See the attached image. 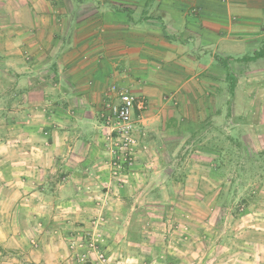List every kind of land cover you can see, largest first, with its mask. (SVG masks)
<instances>
[{
	"label": "crops",
	"instance_id": "obj_1",
	"mask_svg": "<svg viewBox=\"0 0 264 264\" xmlns=\"http://www.w3.org/2000/svg\"><path fill=\"white\" fill-rule=\"evenodd\" d=\"M263 51L264 0H0V77L11 82L15 69L19 92L2 114L20 122L15 144L0 141L2 251H28L37 238L35 263L76 264L73 233L100 211L101 197L121 206L114 214L109 203L104 214L129 215L119 202L127 192L112 194L108 177L102 114L111 87L148 100L136 119L157 148L182 122L214 119L218 100L253 81ZM24 54L34 73L53 76L50 100L28 99L31 68L16 56ZM142 255L130 264H159Z\"/></svg>",
	"mask_w": 264,
	"mask_h": 264
},
{
	"label": "rangeland",
	"instance_id": "obj_2",
	"mask_svg": "<svg viewBox=\"0 0 264 264\" xmlns=\"http://www.w3.org/2000/svg\"><path fill=\"white\" fill-rule=\"evenodd\" d=\"M255 49L251 46L247 54L254 55ZM16 56L31 68L24 75L28 99L50 100L53 76L45 71L34 73L38 66L31 56ZM252 65L253 81L246 87L240 83L235 98L218 100L214 119L182 122L176 136L161 140L157 148L145 144L146 135L136 119L137 112L143 115L148 111V100L134 95L144 100L146 108L135 112L139 147L133 168L125 173L115 174L113 134L102 114L110 188L118 198L119 193L127 192L125 201L119 202L129 215L104 214L109 203L115 204L114 214L121 206L116 207L115 201L107 204L101 197L97 201L100 211L73 233L70 257L74 263L130 264L143 254L142 258L159 264H264V64ZM15 72L11 82L4 73L0 77L1 84L4 79L8 82L6 92L12 89L6 94L3 87L0 92V141L12 144L17 141L14 134L20 122L17 116L2 112L3 106L13 108L7 103H14L19 94L14 86ZM237 73L243 75V71ZM113 87L105 105L114 100ZM221 147L225 155H220ZM107 234L114 236L111 249L104 246L105 240H110ZM31 239L28 251L3 252L0 248V264H32L39 243L37 238ZM149 243L151 246H143Z\"/></svg>",
	"mask_w": 264,
	"mask_h": 264
},
{
	"label": "built area",
	"instance_id": "obj_3",
	"mask_svg": "<svg viewBox=\"0 0 264 264\" xmlns=\"http://www.w3.org/2000/svg\"><path fill=\"white\" fill-rule=\"evenodd\" d=\"M112 91L116 100L105 105L103 119L113 134L111 139L114 144L113 154L117 159L113 168L115 174H119L134 166L139 147L134 116L136 110H144L146 104L143 99H138L126 88L113 87Z\"/></svg>",
	"mask_w": 264,
	"mask_h": 264
},
{
	"label": "trees",
	"instance_id": "obj_4",
	"mask_svg": "<svg viewBox=\"0 0 264 264\" xmlns=\"http://www.w3.org/2000/svg\"><path fill=\"white\" fill-rule=\"evenodd\" d=\"M261 55H264V51L261 53ZM257 58L256 59H258L260 56H256ZM228 77L231 79V74H228ZM219 153H220V155H225L226 154V152L224 151V148H219ZM221 201V197L220 198H218V202H220ZM227 201H228V199H227ZM154 254H156V252L154 253ZM32 264H36V263H32Z\"/></svg>",
	"mask_w": 264,
	"mask_h": 264
}]
</instances>
